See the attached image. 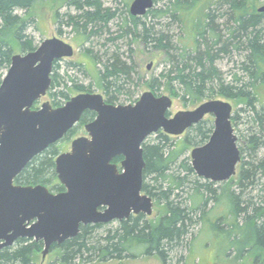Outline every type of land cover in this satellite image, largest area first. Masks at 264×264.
Wrapping results in <instances>:
<instances>
[{"label": "trees", "instance_id": "16d2710c", "mask_svg": "<svg viewBox=\"0 0 264 264\" xmlns=\"http://www.w3.org/2000/svg\"><path fill=\"white\" fill-rule=\"evenodd\" d=\"M39 1L45 0H0V85L15 48L26 54L38 47L29 30ZM114 1L116 8L106 7L104 0H66L69 11L56 13L59 36L68 33L64 27L85 33L91 43L88 57L99 66L97 86L110 104H134L141 85L157 96L167 93L180 99L186 106L217 98L234 101L238 110L232 121L242 154L237 175L231 179L237 188L223 189L219 195L218 184L199 177L191 158H183L188 147L209 141L212 121L193 126L181 144L159 132L143 146V191L165 212L152 220L143 214L132 216L115 222V227L111 226L114 223L81 226L76 238L52 247L58 252L51 264L105 263L153 255L166 262L182 248L193 249L194 240L189 238L198 226L201 232L208 229L235 244L242 259L249 257L253 264H264V103L260 95L264 85V13L258 12L264 1L214 0L198 16H192L190 7L198 0H155L154 8L142 17L130 12L134 0ZM161 2L164 7L158 8ZM179 23L184 36L175 41ZM138 40L146 51L163 56V71L149 80L142 79L134 58L132 46ZM236 55L240 59L234 62ZM223 58L233 60L237 72L226 76L218 67ZM67 60L54 63L48 96L56 108L77 94L94 92L93 84L85 85L77 75L83 72V64ZM95 118V113L86 112L65 140L79 136ZM58 145L37 156L16 184L43 185L52 192H63L56 174V159L61 154ZM211 202L215 209H208ZM216 209L220 215L215 214ZM43 250L42 241L21 239L0 250V264H38L37 255Z\"/></svg>", "mask_w": 264, "mask_h": 264}, {"label": "water", "instance_id": "95a60500", "mask_svg": "<svg viewBox=\"0 0 264 264\" xmlns=\"http://www.w3.org/2000/svg\"><path fill=\"white\" fill-rule=\"evenodd\" d=\"M154 6V0H134L130 12L142 17ZM258 12L264 13V5ZM74 55V47L63 39H45L36 50L13 56L0 85V249L33 239L44 243L45 258L54 245L76 238L81 226L152 216L154 199L143 191V146L159 132L180 137L211 116V138L191 151L195 173L225 183L237 175L242 162L234 108L225 100L211 99L171 115L174 100L168 95L148 91L134 104L116 105L101 93H81L64 106L44 102L34 109L50 91L54 63ZM88 111L96 118L85 125L87 135L74 139L71 151L56 159V174L66 191L54 194L42 185L15 184ZM117 158H122L120 166L114 163Z\"/></svg>", "mask_w": 264, "mask_h": 264}, {"label": "rangeland", "instance_id": "374dc122", "mask_svg": "<svg viewBox=\"0 0 264 264\" xmlns=\"http://www.w3.org/2000/svg\"><path fill=\"white\" fill-rule=\"evenodd\" d=\"M214 0H198L195 5L190 7V12H192V16H198L203 8L208 6L210 2ZM264 1V0H263ZM66 0H45L39 1L34 5L31 16L33 17L32 26L29 30V34L34 38L35 43L40 45L45 39L58 37L63 39L64 41L71 44L75 49V55L68 59L67 61H73L76 63L83 64V72L77 75H80V79L83 81L85 85L93 84V91L96 93L103 94V90L97 86L98 84V71L99 66L97 67L92 58L88 57L87 48L91 47V43L87 42V36L84 32L75 30L74 28L64 27V30L67 31L64 36H59L57 29V21H56V13L60 12L62 15L66 14L69 10L65 6ZM106 7L116 8L118 5L114 0H104ZM264 5V2L262 3ZM158 8L164 7V2H161L157 6ZM217 7H213V9ZM21 14H24L21 12ZM25 15V14H24ZM180 29L177 27L175 29V41L178 40L180 36H184L181 34V24H178ZM132 49L134 50V58L137 65L140 67L142 79L149 80L153 76H158L164 69L163 56L160 52H150L144 49V46L138 40L133 43ZM124 50L127 51V48L124 47ZM16 54H22L19 47L15 48ZM239 56L234 57V62L239 61ZM233 62V60H229V58H223L218 63V67L226 76H230L231 73L237 72V65ZM66 61L61 64L62 73L66 69ZM153 64L150 70L147 67L150 64ZM72 73V71H70ZM74 74V73H73ZM86 74V75H85ZM75 75V74H74ZM151 91L147 85H141L139 90L136 92L135 98H140L145 92ZM163 95H168L167 93H163ZM261 100L264 103V85L260 88ZM49 98L44 99L45 101H49ZM221 100H225L222 98H217ZM43 100V101H44ZM174 106L171 111V115L176 114L179 111H188L194 110L200 104L194 105L189 104L186 106L180 99H173ZM208 101V100H206ZM230 102L234 111L233 114L238 110L236 103L234 101L225 100ZM205 102V101H204ZM203 103V102H202ZM86 132L83 131L79 136L74 139L85 136ZM186 138V134L180 137H173L174 143L181 144ZM73 139V140H74ZM72 139L69 141L61 142L58 146L62 145V151L69 152L71 150ZM183 147V145H182ZM193 147H188L184 154L183 158L190 157L191 151ZM225 183H217L218 194L221 195L224 191L223 189L236 190V184L232 183L230 180L227 184ZM222 190V191H221ZM215 203L211 202L208 206V209L214 208ZM215 209V208H214ZM223 210V206H222ZM165 212L164 207L156 202L154 207V213L152 216L148 217L150 220L156 219L158 216ZM220 210L216 209L215 214H219ZM112 227L116 226V223L111 225ZM201 226H198L195 229L194 235L189 238V240H194L193 249L190 251L189 248H182L177 253H173V255L169 256L168 260L164 262L159 257L153 256H142L136 259H126L123 261L113 260L105 263L96 262L93 264H253L254 261L249 259V257L241 258L236 250V245L229 244V242L221 237H216L213 232H210L208 229H205L201 232ZM238 245V244H237ZM58 251H50V253L44 258L43 253H39L37 255L38 264H51L54 263L57 257ZM183 258V259H182ZM76 264H82L77 262Z\"/></svg>", "mask_w": 264, "mask_h": 264}, {"label": "flooded vegetation", "instance_id": "af4514ba", "mask_svg": "<svg viewBox=\"0 0 264 264\" xmlns=\"http://www.w3.org/2000/svg\"><path fill=\"white\" fill-rule=\"evenodd\" d=\"M51 89V88H50ZM89 93H96V92H89ZM49 94V93H48ZM48 94H47V96L44 98V99H46V98H49V96H48ZM77 95H79V94H77ZM76 96V95H75ZM103 96H104V94H103ZM74 97V96H73ZM105 97V96H104ZM43 99V100H44ZM106 99V98H105ZM43 100H41L39 103H37L36 104V106L34 107V109H37L42 103H44V102H50L51 103V100H50V98L48 99L49 101H43ZM136 103V102H135ZM52 104V103H51ZM117 105H121V104H117ZM205 120H210V121H212V123H213V126H214V118L213 117H211V116H207L206 118H205ZM204 120V121H205ZM94 121V120H93ZM232 123H233V121H232ZM233 127H234V124H233ZM84 128H85V126H84ZM235 128V127H234ZM191 129V128H190ZM189 129V130H190ZM85 130V129H84ZM188 130V131H189ZM235 130H236V128H235ZM188 131L185 133L186 135L188 134ZM214 131V130H213ZM184 134V135H185ZM213 134V133H212ZM68 135V134H67ZM87 135V134H86ZM85 135V136H86ZM156 135V134H155ZM170 136V135H169ZM80 137H82V136H80ZM173 137V136H172ZM66 138V137H65ZM65 138L63 139V140H61L59 143H57V144H55V145H58V144H60L61 142H64V141H69V140H65ZM211 138V137H210ZM73 140V139H72ZM73 142V141H72ZM206 144V143H205ZM204 144V145H205ZM203 146V145H202ZM60 147H61V154H63V153H67V152H64V151H62V145H60ZM198 147V146H197ZM193 148H195V147H193ZM193 150V149H192ZM71 151V150H70ZM60 154V155H61ZM190 158H191V156H190ZM118 159V158H117ZM122 161V160H121ZM115 163V162H114ZM121 163V162H120ZM120 163H116L117 165H119L120 166ZM58 181H59V179H58ZM60 183V182H59ZM15 184H16V180H15ZM61 184V183H60ZM18 185V184H17ZM62 185V184H61ZM22 186V185H21ZM38 186V185H37ZM43 186V185H42ZM63 186V185H62ZM45 187H47V186H45ZM64 187V186H63ZM48 188V187H47ZM65 188V187H64ZM49 189V188H48ZM50 190V189H49ZM51 191V190H50ZM66 191V189L63 191V192H65ZM52 192V191H51ZM63 192H60V193H63ZM52 193H54V194H60V193H55V192H52ZM154 202H155V204H156V200H154ZM141 215V214H140ZM139 216V215H138ZM132 217V216H131ZM19 240H21V239H19ZM19 240H17V241H19ZM16 241V242H17ZM16 242L12 245V246H8V247H4V248H9V247H13L15 244H16ZM4 248H1L0 250H2V249H4Z\"/></svg>", "mask_w": 264, "mask_h": 264}, {"label": "bare ground", "instance_id": "6f19581e", "mask_svg": "<svg viewBox=\"0 0 264 264\" xmlns=\"http://www.w3.org/2000/svg\"><path fill=\"white\" fill-rule=\"evenodd\" d=\"M155 1V0H154Z\"/></svg>", "mask_w": 264, "mask_h": 264}]
</instances>
